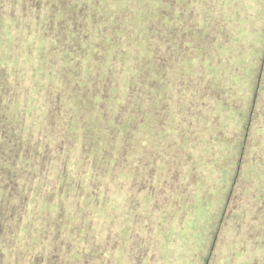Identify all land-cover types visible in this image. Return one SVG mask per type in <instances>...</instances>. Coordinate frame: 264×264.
I'll return each instance as SVG.
<instances>
[{
	"label": "rangeland",
	"instance_id": "rangeland-1",
	"mask_svg": "<svg viewBox=\"0 0 264 264\" xmlns=\"http://www.w3.org/2000/svg\"><path fill=\"white\" fill-rule=\"evenodd\" d=\"M180 1L183 6L190 0ZM191 1L194 19L209 29L197 23L204 35L196 43L207 48L195 49L184 33L180 50L171 44L180 71L173 70L170 80L179 87L176 95L168 88L177 98L166 104L175 119L162 110L153 125L138 129L131 140L136 157L105 163L100 139L85 135L78 141L82 130H76L64 153L45 159L42 171L52 175L43 189L52 197L60 189L62 196L51 211L54 223L46 220L49 229L38 243L49 247L35 252V263L62 264L71 257L72 264H264V0H229L231 20L213 11L221 12L223 0L217 7L215 0ZM174 10L167 4L159 13ZM37 43L31 45L36 54L44 48ZM221 61L229 62L226 111L201 89L211 79L209 66L217 65L216 77L227 67ZM24 68L29 73L31 65ZM34 81L33 90L40 91L32 111L39 120L46 110L44 83L51 82L44 75L38 87ZM54 126L52 139L60 142L61 126ZM150 158L157 160L151 165L156 170L139 179ZM133 168L135 184L121 172Z\"/></svg>",
	"mask_w": 264,
	"mask_h": 264
},
{
	"label": "trees",
	"instance_id": "trees-1",
	"mask_svg": "<svg viewBox=\"0 0 264 264\" xmlns=\"http://www.w3.org/2000/svg\"><path fill=\"white\" fill-rule=\"evenodd\" d=\"M221 1L215 0V7ZM223 1L221 12L213 11L231 20L229 0ZM179 2L176 5L181 7ZM192 3L178 8L172 0H0V264H39L33 260L35 252L49 247V243H38L49 229L45 224L51 222L46 220L54 219L55 199L62 195L60 189L54 197L44 191L52 173L42 170L47 166L45 159L50 160L59 150L64 153L68 141L76 140V130H82L78 141L85 135L99 138L107 150L101 159L110 163L136 157L131 140L138 129L153 125L158 112L161 118L162 110L170 111L168 116L175 119L172 107L166 104L177 98L168 88L176 95L179 87L177 79L170 80L173 70L180 71L178 57L170 56L171 44L180 50L184 33L186 43L195 49L207 48L196 43L204 35L197 23L209 29L206 22L194 19L189 8ZM167 4L175 7V14L162 16L159 11ZM203 12L200 9L198 14ZM38 41L44 48L36 54L37 47L32 48ZM27 63L29 73L24 72ZM228 63L218 77L214 74L219 71L217 65L209 66L211 79L206 77L201 88L225 111L229 107L223 98ZM43 75L51 83H44L46 110H41L37 120L32 109L39 104L35 97L40 89L33 90L34 79L38 87ZM122 88L124 92L116 95ZM56 124L61 126L60 142L53 141L51 134ZM113 143L118 144V152ZM156 161L149 159L139 179H147V173L156 170L151 166ZM62 167L60 182L66 172V166ZM112 167L118 169L116 164ZM121 172L135 184L136 169ZM65 262L72 264L71 257L61 260Z\"/></svg>",
	"mask_w": 264,
	"mask_h": 264
}]
</instances>
